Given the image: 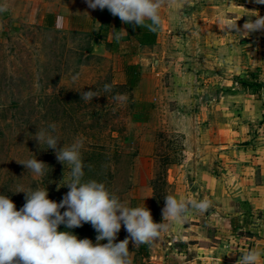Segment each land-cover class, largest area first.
<instances>
[{"label": "rangeland", "instance_id": "obj_1", "mask_svg": "<svg viewBox=\"0 0 264 264\" xmlns=\"http://www.w3.org/2000/svg\"><path fill=\"white\" fill-rule=\"evenodd\" d=\"M170 30L160 28V42L132 57L121 50L110 52L109 28L93 24L90 28H0V193L19 210L25 193L15 191L44 185L48 198L59 202L69 190L63 184L70 176L68 167L56 159L53 149L38 144L35 133L54 123L61 138L58 147L83 138V179L102 181L122 202L133 207L145 204L150 212L154 190L162 198L157 207L160 216L152 218L167 223L168 229L144 243L147 251L139 250L129 238L132 264H174L169 254L174 247H183L179 239L173 241L180 221L163 219L165 197H189L188 171L199 165L186 153L188 130L175 123L187 119L188 109L187 103L177 105L170 94ZM130 44L125 41L119 46L124 49ZM136 60L141 62L144 83L127 90L119 86L124 67ZM89 90L96 94L92 101L81 99V92ZM121 96L126 101L121 102ZM199 101L206 102L203 96ZM33 156L46 164L42 178L19 163ZM58 230H65L64 225ZM94 230L90 223L71 229L78 238L95 243ZM126 236L122 224L114 242Z\"/></svg>", "mask_w": 264, "mask_h": 264}, {"label": "crops", "instance_id": "obj_2", "mask_svg": "<svg viewBox=\"0 0 264 264\" xmlns=\"http://www.w3.org/2000/svg\"><path fill=\"white\" fill-rule=\"evenodd\" d=\"M3 2L7 11L0 13V28L93 24L109 28L110 41L118 18L112 15L102 25V10L89 8L86 0ZM257 11L264 16V5L252 0H163L156 41L139 45L138 52L156 46L162 38L160 28H171L170 94L188 109L187 119L175 123L188 130L186 153L199 163L188 171L192 178L187 198L200 194L198 199L211 202L206 212L189 211L175 224L173 241L179 239L183 247L169 254L174 264H241L242 253L264 249V30H225L232 21L242 29ZM139 72L135 88L144 83V72ZM249 72L256 74L260 88L248 87ZM258 264H264V258Z\"/></svg>", "mask_w": 264, "mask_h": 264}, {"label": "clouds", "instance_id": "obj_3", "mask_svg": "<svg viewBox=\"0 0 264 264\" xmlns=\"http://www.w3.org/2000/svg\"><path fill=\"white\" fill-rule=\"evenodd\" d=\"M264 5V0H252ZM89 8L107 10L118 16L125 24H133L155 31L161 23L160 9L163 0H86ZM7 5L0 0V13ZM60 25L58 24L57 27ZM225 30L235 33L264 30V16L248 17L243 28L236 21L225 24ZM115 33V31H113ZM117 39L119 36L117 35ZM105 86V91H108ZM95 91H82L81 99L92 101ZM121 102L126 97L118 98ZM38 144L47 145L55 151L56 159L68 167L70 176L63 183L67 193L59 202L48 198L43 186L15 192L25 193V203L17 210L9 196L0 193V264H132L129 255V238L134 246L148 243L167 231V223L153 221L151 212L143 207H133L122 202L110 192L102 181L85 180L81 156L83 138L75 139L70 145L58 147L61 138L56 134V125L49 124L35 133ZM37 177L46 174L45 163L35 156L19 161ZM14 192V193H15ZM207 199L165 197L162 217L168 222L182 221L191 210L204 213L210 207ZM64 209L63 212L60 209ZM90 223L95 229L96 242L89 238H78L71 229ZM64 225L63 231L58 230ZM123 224L129 236L119 242L117 234ZM106 240V243H100ZM264 258V249H249L242 253L241 264H258Z\"/></svg>", "mask_w": 264, "mask_h": 264}, {"label": "trees", "instance_id": "obj_4", "mask_svg": "<svg viewBox=\"0 0 264 264\" xmlns=\"http://www.w3.org/2000/svg\"><path fill=\"white\" fill-rule=\"evenodd\" d=\"M112 18V14L105 8L102 10V16H101V24L106 25L109 23L110 19ZM105 29V28H104ZM107 29V28H106ZM159 30V26L156 28L155 31H151L147 28H143L140 26H134L133 24H125L123 23L120 18L115 19V25L113 28V31L115 33H112V39L107 42L108 50L110 52H121L125 54H136L139 49V45H150L153 44L156 41L157 33ZM123 32L125 34H123ZM117 35L119 38L117 39ZM127 40L130 42L131 46H127L126 48H121L120 49V44L124 41ZM135 42V43H134ZM139 66L138 64L134 62H129L126 64L124 67V74H125V82L122 83L121 87L126 88L127 90H132L133 88L136 87L138 81H139ZM249 75H251V83L249 84L248 87H253V85L257 88L261 87V84L259 83L258 80H256V74L253 72H249ZM153 206L151 208V215H155L156 218H159V214L157 212V207L161 205L162 203V198L159 196V193L154 190L153 192ZM94 232H96L94 230ZM147 245L140 244L138 245L139 250H146L147 251ZM146 254H143L145 256Z\"/></svg>", "mask_w": 264, "mask_h": 264}]
</instances>
